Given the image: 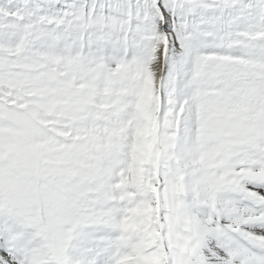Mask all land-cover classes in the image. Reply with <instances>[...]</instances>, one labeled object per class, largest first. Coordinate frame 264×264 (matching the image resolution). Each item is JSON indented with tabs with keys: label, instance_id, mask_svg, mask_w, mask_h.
<instances>
[{
	"label": "snow or ice",
	"instance_id": "1",
	"mask_svg": "<svg viewBox=\"0 0 264 264\" xmlns=\"http://www.w3.org/2000/svg\"><path fill=\"white\" fill-rule=\"evenodd\" d=\"M0 264H264V0H0Z\"/></svg>",
	"mask_w": 264,
	"mask_h": 264
}]
</instances>
